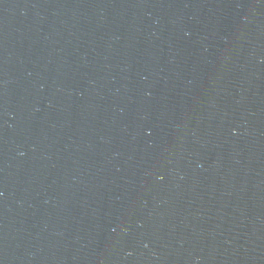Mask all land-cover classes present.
<instances>
[{
	"label": "water",
	"instance_id": "water-1",
	"mask_svg": "<svg viewBox=\"0 0 264 264\" xmlns=\"http://www.w3.org/2000/svg\"><path fill=\"white\" fill-rule=\"evenodd\" d=\"M0 264H264V0H0Z\"/></svg>",
	"mask_w": 264,
	"mask_h": 264
}]
</instances>
